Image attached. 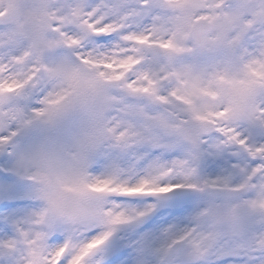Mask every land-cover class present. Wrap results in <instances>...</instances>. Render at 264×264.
<instances>
[{"label": "snow or ice", "instance_id": "6c2138e0", "mask_svg": "<svg viewBox=\"0 0 264 264\" xmlns=\"http://www.w3.org/2000/svg\"><path fill=\"white\" fill-rule=\"evenodd\" d=\"M0 154V264H264V0H0Z\"/></svg>", "mask_w": 264, "mask_h": 264}, {"label": "rangeland", "instance_id": "374dc122", "mask_svg": "<svg viewBox=\"0 0 264 264\" xmlns=\"http://www.w3.org/2000/svg\"><path fill=\"white\" fill-rule=\"evenodd\" d=\"M4 160V154H0V163ZM207 170V169H206ZM7 186H16L18 188L23 187V181L19 180L17 177L12 175L11 173H6L0 168V187ZM153 198H135L128 203L133 204L134 206H142V203L153 202ZM36 201H30L26 199H0V212L8 211L9 208H30L37 204ZM160 213H164V206L162 205L159 208ZM3 221L0 220V223ZM170 222L169 216L167 213L162 215H158L155 218L146 219L142 224L136 225L134 227H130L127 231V235L131 236L135 233H142L143 235H148L149 233L158 234L160 230L168 225ZM137 264H142V261L138 260Z\"/></svg>", "mask_w": 264, "mask_h": 264}]
</instances>
